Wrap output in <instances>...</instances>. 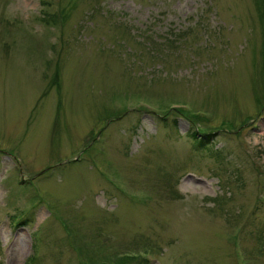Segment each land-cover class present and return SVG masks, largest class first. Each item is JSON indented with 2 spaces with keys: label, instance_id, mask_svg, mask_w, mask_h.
Returning <instances> with one entry per match:
<instances>
[{
  "label": "rangeland",
  "instance_id": "1",
  "mask_svg": "<svg viewBox=\"0 0 264 264\" xmlns=\"http://www.w3.org/2000/svg\"><path fill=\"white\" fill-rule=\"evenodd\" d=\"M0 264H264V0H0Z\"/></svg>",
  "mask_w": 264,
  "mask_h": 264
},
{
  "label": "trees",
  "instance_id": "2",
  "mask_svg": "<svg viewBox=\"0 0 264 264\" xmlns=\"http://www.w3.org/2000/svg\"><path fill=\"white\" fill-rule=\"evenodd\" d=\"M46 13V12H45ZM56 17V16H55ZM46 21H53L51 18H46ZM55 21H57V19L55 18ZM54 22V21H53ZM133 258V257H132ZM33 259V257H32ZM141 260H145V259H141Z\"/></svg>",
  "mask_w": 264,
  "mask_h": 264
}]
</instances>
